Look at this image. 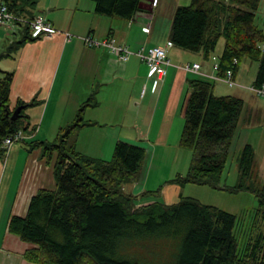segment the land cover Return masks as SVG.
Masks as SVG:
<instances>
[{
  "label": "trees",
  "instance_id": "16d2710c",
  "mask_svg": "<svg viewBox=\"0 0 264 264\" xmlns=\"http://www.w3.org/2000/svg\"><path fill=\"white\" fill-rule=\"evenodd\" d=\"M9 11L27 22H19L21 38L13 41L3 56H12L33 37L29 23L37 16L40 0H3ZM96 12L132 19L144 10V0H94ZM261 0H191L174 12L170 40L190 52L212 58L216 45L225 36L223 53L218 56V74L232 69L235 78L244 58L258 61L253 85H264V30L256 24ZM1 56V57H3ZM237 59V62H235ZM0 77V159L7 148L3 141L23 130H30L25 109L13 121L10 106L13 71ZM184 106L185 123L180 145L193 152L185 175L170 183L207 185L232 193L251 192L259 202L253 232L264 224V178L255 173L256 155L246 144L239 157V178L233 186L222 185L232 138L243 111L244 100L237 95L216 94L208 78L189 81ZM23 103L20 101V104ZM83 104L75 120L58 131L53 141L34 140L32 149L41 148L47 162L55 157L54 189L41 188L29 202L25 216L14 215L9 230L31 246L25 258L36 264H264V234L240 244L238 215L205 204L193 196H180L175 203L153 201L139 205L141 198L157 196V190L133 193L140 180L147 149L139 143L119 140L112 159L77 151L68 138L90 124L83 117ZM28 105V104H27ZM25 140V139H24ZM23 140V141H24ZM178 247L171 259L149 262L141 257L145 248L152 253L160 247Z\"/></svg>",
  "mask_w": 264,
  "mask_h": 264
},
{
  "label": "crops",
  "instance_id": "0c3cea01",
  "mask_svg": "<svg viewBox=\"0 0 264 264\" xmlns=\"http://www.w3.org/2000/svg\"><path fill=\"white\" fill-rule=\"evenodd\" d=\"M153 2L144 0V10L132 19H124L97 13L94 0H40L37 15L48 19L59 32L27 42L10 57L3 55L13 41L21 38L19 27L0 24V73H14L10 106L15 109L20 101L28 104L25 113L29 116L30 129H34L33 133H25L24 141L13 143L0 159V264H36L24 256L31 244L12 233L9 222L14 215H26L31 197L39 189L56 187L53 173L56 155L49 163L42 157L41 148L32 149L29 143L54 140L61 127L75 120L84 103L90 102L82 113L90 124L77 128L68 138L76 150L80 139L89 140L101 134H105L100 137L103 158L114 153L119 140L130 137L144 141L146 149L147 145L151 147L150 152L146 151L147 157L152 149L157 154L173 145L177 147L175 141L182 133L188 83L195 78H206L187 71L185 66L200 63L202 72L212 74L211 58L173 45L168 49L172 64L160 80L151 75L147 64L137 55L120 61L110 50L89 47L81 39L86 35L97 40L113 36L133 51L165 46L171 42L175 10L163 19L162 0L156 6ZM149 24L150 31L145 32L143 27ZM68 32L72 34L70 39L65 34ZM125 125L137 133L131 136L116 131L117 126ZM91 148L98 151L93 145ZM259 167L264 178V158ZM146 172L143 167L140 180L132 186L133 193L164 186L156 197L141 198L139 205L153 201L175 203L180 196H188L184 194V186L167 180L160 179L155 188L149 186L151 171L147 179Z\"/></svg>",
  "mask_w": 264,
  "mask_h": 264
},
{
  "label": "rangeland",
  "instance_id": "374dc122",
  "mask_svg": "<svg viewBox=\"0 0 264 264\" xmlns=\"http://www.w3.org/2000/svg\"><path fill=\"white\" fill-rule=\"evenodd\" d=\"M190 2L191 0H162V18H168V15L171 11L175 10V7L179 5H188L190 4ZM256 24L264 30V0L260 1L259 8L256 11ZM12 36L14 38L18 37L16 34H12ZM224 47L225 36L222 35L216 45L215 51L212 53L210 64H212V61L214 62L213 57H218L223 53ZM258 67V61L251 60L248 57L243 59L240 70L236 77V80L240 84V86L230 87L224 82L215 81L211 78L206 77V79L208 78L215 83L216 94L237 95L244 100L243 111L237 125L236 133L232 138V146L222 173V185L226 184L229 186H233L237 184L239 178V157L241 155L243 147L248 143L253 146L256 153L257 160L255 165V173L256 175H258V178L260 180H263L260 175L259 165L264 158V100L248 88L253 85ZM2 76H4V74L0 73V77ZM184 123L185 118L183 120V127ZM120 128L122 127L117 126L116 131L119 132L121 130V133L125 135L132 136L137 133L134 131L132 132L127 125L122 128L123 130ZM104 135L105 134L95 135L89 140L80 139L77 150H83L81 152H86V154H90L91 156L103 158L101 156V152L103 151L101 149L102 140L100 139V137H103ZM177 136L178 132L175 138H177ZM130 138L131 139L123 140H131L130 142L143 144L144 146V141L135 140L136 137ZM180 139L181 135L177 139V141H175L178 142L177 147H174L173 145L172 147H169L167 150H165L164 153L158 151L157 154L152 153V149L151 153L148 154L149 156L146 158V164L144 163L143 167H145L147 171L146 179L148 172L151 171L148 183L149 186H153V188H155L160 179L163 180V182H165L166 180L169 182L176 175H185L188 172L193 152L188 148L182 147L180 145ZM90 144L95 146L98 151L92 149ZM148 144L151 143L148 142ZM85 147H87V149H85ZM150 148L151 147L147 145V150L149 152ZM113 154L114 153H112V155H110L108 158L104 159H112ZM262 175L264 174L262 173ZM184 194L193 196L205 204L215 205L222 208L223 210L237 214L238 224L236 230L240 244H245L251 239L252 236L253 238H255L260 233L264 234V224H260L255 232H253V220L256 210L259 206V202L257 197L251 192L243 191L232 193L227 190L214 189L207 185L185 184ZM163 247L164 245L160 247V252L157 253H152V249L145 248L144 250H142L144 254L139 255L143 258H147L148 262L150 258L153 259V256H155V258L159 259L160 261H164L171 259V255L174 252L178 251V247L176 246H169L165 248Z\"/></svg>",
  "mask_w": 264,
  "mask_h": 264
},
{
  "label": "built area",
  "instance_id": "2783aa9c",
  "mask_svg": "<svg viewBox=\"0 0 264 264\" xmlns=\"http://www.w3.org/2000/svg\"><path fill=\"white\" fill-rule=\"evenodd\" d=\"M156 3L157 0H154L153 5L155 6ZM19 22L27 21L9 11L8 6L4 3V1L0 0V24L12 28L17 27ZM29 25L33 37L50 36L59 32L57 29L54 28L52 23L42 15L35 16L29 23ZM150 26V24L148 26H144V31L149 32ZM65 34L68 39L72 37V34L69 32ZM81 39L89 47H103L110 50L113 54L117 56L118 60L120 61H126L131 55H137L147 64L150 69L151 75L154 76L156 79L163 80L167 74V67L172 64L168 55V49L173 46L171 42L167 43L165 46L155 45L147 49L145 47H140L136 51H133L129 49V47L118 43L113 36H109L102 40H97L94 39L92 35H86L82 36ZM213 60L214 64L212 66V74H205L204 72H202L200 63H188L185 68L187 71H192L201 74L215 81L224 82L230 87L240 86L234 76L232 69L227 70L224 76H220L218 74V57H213ZM235 62H237V59H235ZM248 88L264 100V85H251ZM142 94H144V91ZM25 138V132L23 130H19L13 135L7 137L3 141V145L7 149H9V147L13 143L23 141Z\"/></svg>",
  "mask_w": 264,
  "mask_h": 264
},
{
  "label": "water",
  "instance_id": "95a60500",
  "mask_svg": "<svg viewBox=\"0 0 264 264\" xmlns=\"http://www.w3.org/2000/svg\"><path fill=\"white\" fill-rule=\"evenodd\" d=\"M26 106H27L26 103H21V104H19V105L15 108V110L12 112V114L10 115L11 120L15 121V120H17L18 118H20V117L22 116L21 111H22L23 109H25Z\"/></svg>",
  "mask_w": 264,
  "mask_h": 264
}]
</instances>
